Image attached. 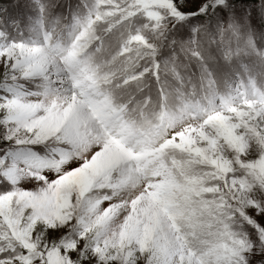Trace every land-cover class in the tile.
Segmentation results:
<instances>
[{
    "label": "snow or ice",
    "instance_id": "obj_1",
    "mask_svg": "<svg viewBox=\"0 0 264 264\" xmlns=\"http://www.w3.org/2000/svg\"><path fill=\"white\" fill-rule=\"evenodd\" d=\"M0 264H264V0H0Z\"/></svg>",
    "mask_w": 264,
    "mask_h": 264
},
{
    "label": "rangeland",
    "instance_id": "obj_2",
    "mask_svg": "<svg viewBox=\"0 0 264 264\" xmlns=\"http://www.w3.org/2000/svg\"><path fill=\"white\" fill-rule=\"evenodd\" d=\"M49 3L55 5V11L63 12L65 18L67 19L69 15V7L75 9L82 0H49ZM123 3V0H121ZM64 39H68L67 35ZM108 49H105L104 55L108 54ZM99 58V62L101 64L104 63L103 57L100 54H93ZM215 87V86H214ZM222 87V85H221ZM119 91V90H117ZM192 88L189 86L188 92L191 93ZM139 95V94H137ZM201 96H203V91L201 92ZM139 104L140 102L137 101ZM184 103V94L183 92L177 93L175 91L170 90L169 96L167 100L159 97L155 89L151 92V100H145L143 102V106L140 107V110L137 111L136 104L131 106V111L127 113V116L136 122H142L144 124L151 123L153 120H159L161 116H168L170 114L179 113L180 106ZM185 120H187V116H185ZM132 193L125 192L122 193L120 199L128 200L131 198ZM126 211V209L122 210Z\"/></svg>",
    "mask_w": 264,
    "mask_h": 264
}]
</instances>
